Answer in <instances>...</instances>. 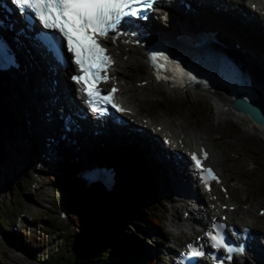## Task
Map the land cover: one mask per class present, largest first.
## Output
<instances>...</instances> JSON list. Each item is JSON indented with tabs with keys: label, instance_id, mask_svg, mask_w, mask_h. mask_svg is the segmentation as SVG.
Listing matches in <instances>:
<instances>
[{
	"label": "rangeland",
	"instance_id": "374dc122",
	"mask_svg": "<svg viewBox=\"0 0 264 264\" xmlns=\"http://www.w3.org/2000/svg\"><path fill=\"white\" fill-rule=\"evenodd\" d=\"M153 17L154 20L157 19V15H153ZM156 21L163 36L174 35L172 31L173 23H169L160 17ZM237 27L238 31L233 29V32H236L245 40V44L242 46L259 51L264 57L263 47L253 45L251 39L246 37V31L241 32V29L245 26L239 23ZM239 51L240 54L254 63L252 64L257 71L264 74L263 68L261 66L258 67L255 61L244 54V50V52L241 49ZM124 60H129V55H125ZM147 65L144 60V64L141 66L134 65V68L130 69L131 75L135 71L134 74L138 77L135 83L139 87L152 83V76ZM123 67L126 66L124 65ZM124 78L129 83V78ZM116 80H118L117 82L122 89L124 88L122 96L136 107V111L140 116L150 119L151 116L155 117L156 119L152 120L156 123L173 121L177 125V131L185 129L183 135L189 134L196 138L199 136L204 137V139L209 138L208 140L205 139V141L209 142L207 147L211 151V156H213L214 162L212 163L222 170L225 184L229 188L233 187V185L239 187L231 192V196H234V200L236 198V200L240 201L241 210L244 212L247 206H252L253 214L261 219L259 227L252 228L259 237L263 236L264 217H260L259 211H257V208L261 206V209H264V132L258 127L259 125H256L258 128L251 129L248 117H245L235 109L229 108L232 102L228 101V103L223 104L220 98L215 97V94L210 96L199 91L183 94L170 91L166 86L158 84H152L154 88L143 92L137 90L129 92L127 89L130 84L126 83L125 79L121 80V76L118 75ZM2 107L4 111H7V106L2 105ZM226 108L231 109V111ZM221 113L224 114L223 117H221ZM11 119L12 117H9L8 113L5 121L7 122L6 132L9 138L12 135ZM252 127H255V125L252 124ZM243 130L250 134H255L254 137L243 139L241 137ZM82 136L86 139L83 133ZM47 139V141H41L39 144L42 151L38 150V146L36 150L28 151L27 155L21 159L22 161L20 160V163L17 166L15 165L16 167L13 164L11 171H9L10 173L6 171V176H3V178L9 180L8 184L7 181L4 183L7 184L3 186L5 194L0 197V264H56L61 262L62 258L70 256L75 251L79 232L72 226L71 219L68 222L59 218V211L65 207L66 200L73 199V201H82L89 204V198L77 193L70 182L69 177L73 169L71 167L72 161H65V171H63L62 166L57 165L55 157V162L50 165H44L43 156L46 152L44 149L47 145L52 146L50 142L53 138L49 136ZM105 140L109 141L105 142L106 145H109V148L112 147V155L111 153L105 154L104 158L109 160L110 156H113L115 161H119L117 155L121 149L128 148L129 140H123L118 145H114L110 138H105ZM96 143L97 140H93L95 150L99 152L101 148L104 149L102 143L100 145ZM5 150L7 152V146ZM87 155L89 156V154ZM214 156H217V158H214ZM62 161L63 159H61L60 163ZM251 161L255 162L256 165L251 166ZM37 164L38 167L36 166ZM0 169L2 170V168ZM160 179L162 180L161 184L159 180L158 183L153 184V181H149L145 185L142 184V186L137 183V189L139 190L134 191V195L144 201L150 200L151 204H155L153 209L157 218L161 221V227L159 230H146L147 240L145 244L147 246H145V249L150 251V254L153 251L154 254L152 256L157 259L156 264H169L170 255L166 246L168 247L174 241L172 239L168 241V238L171 237L168 221L174 211L169 208L172 204V199L168 195L169 192L163 190L165 189V182H168L167 180L169 179L161 177ZM163 179H166V181ZM40 186H43L42 190L47 188V194L35 195V192L39 191ZM127 187L129 186L127 185ZM127 191L130 192V187ZM122 196L124 198L125 194ZM246 196L248 198L242 200ZM38 201L42 202L40 206ZM110 204L111 201H104L100 207L91 208V212L95 218L101 217L102 224L109 228H115L114 226L120 221V217L113 212H107V207ZM183 211L180 209L175 214L176 219H179L178 222L181 221L180 218L183 216ZM237 216H234V219ZM241 217L237 219L238 224H240ZM248 219L250 220V218ZM257 231L262 232V234ZM195 237L187 233L183 242L194 240ZM183 242L182 245H184ZM13 251L23 254L26 259L25 262L22 263L21 260H17L12 253ZM129 258L132 260L131 264H143L138 261L137 256L130 255ZM114 260H118L117 257H114Z\"/></svg>",
	"mask_w": 264,
	"mask_h": 264
},
{
	"label": "bare ground",
	"instance_id": "6f19581e",
	"mask_svg": "<svg viewBox=\"0 0 264 264\" xmlns=\"http://www.w3.org/2000/svg\"><path fill=\"white\" fill-rule=\"evenodd\" d=\"M186 1L191 5L193 12L190 13L186 12V10L178 3H176V5L174 6L173 4H168L162 1L160 5V9L156 11V13H154V15H157V19L160 17L161 19H164L167 22L174 24L172 29L174 35H169L165 38H173L175 35H182V34L185 35L189 34V36L194 37L197 32L203 29L217 32L216 39L218 41V44L214 43L212 47L225 54H228L236 63H238V65L241 66L242 70H244L247 74L250 75V78L252 79L253 82L254 91L259 96L264 97V74H261L259 71H257L254 68L253 66L254 63L252 61L250 62L246 57H244V55L239 53L240 51L237 48V45L240 44L241 45L240 49L246 52L245 53L243 51L244 54L248 55L249 58L255 61L258 67L261 66V68H263L264 71L263 55L259 51L252 50L251 48L246 46H242L243 44H245V40H243L241 36H239V34L233 32L234 30L233 29L231 30L229 24H226L223 21V19L220 18L218 20L219 17L217 18V16L215 17L213 15L214 12H216L215 11L216 8L222 6L237 7V9H240L242 12L251 14L250 7L252 4H255L258 7V13L259 15H261V11L264 10V0H249L247 4L241 3L240 2L241 0H203L205 4L199 2L198 0H186ZM237 9L234 8L233 13H231L234 16L233 17L234 21L236 19L238 20L240 19V15ZM0 16H2L1 20L4 22V24H10V22L7 19L3 18L6 17V15L1 11V9H0ZM153 18L154 17H152V21H151L152 23L148 30L150 32L149 40L156 39L158 38V35L161 34L160 33L161 31L158 27V22L156 21L157 19L154 20ZM2 27H5V25H2ZM194 27H196V29H194ZM1 29L2 31L6 32L5 28H1ZM222 36L227 40H225ZM23 39L24 37L23 38L19 37V43L18 45L16 44V48L19 54L18 55L19 61L21 62L22 65L21 71L17 72L15 70H12L11 74L14 77H12L11 80L8 79V77L6 78L0 77V168H2V170L0 169L1 170L0 197H2L5 194V190L3 186L7 185L9 180L3 178L4 175L6 176L5 174L6 171L7 173H10L9 171H11L12 165L14 164V166L15 165L17 166L20 163L19 161L22 158H24L25 155H27L28 151H33L34 149L36 150L37 146H38V150L42 151L41 148L39 147V144L41 143V141L46 140L47 137L49 136L53 137L51 136L52 132L55 133L56 136H54V143H51L52 147L49 150L47 149L45 155L43 156L44 165H50L53 162H55L54 160L55 157L57 159L56 160L57 165L62 166L63 171H65L64 164L65 161L67 160L69 162L72 161L71 164L74 165L79 164L78 168L82 169L84 166L87 167L86 164L89 163L86 155L91 154L93 152V147L91 143H89L90 141L93 140L92 137L93 127L91 124L83 127V130L75 129L74 124H80L82 126V122L78 121V119L74 117L71 120L72 132L69 131L64 132V130L59 127L60 125L59 122L55 120L59 117V109L61 108V105L65 103L63 100H61V97L65 96L66 94L67 95L69 94L68 91L70 86L72 85L68 81H65L64 77L60 75L59 78L56 79L57 85L54 87L52 85V78L46 76L47 73L44 71V69H42L41 62L39 60V55L36 54L32 48H28L26 39L25 40ZM23 44H25L26 46H23ZM109 53H111L112 57L116 60V65L114 66V72L112 76L120 75L121 80L125 79L124 81L126 83H128V81L124 77L129 78L128 84H130V86L128 87L127 91L132 92L134 90H137L143 92L146 91L147 89L149 90L150 88H154L152 84H157L154 78L152 77V83L150 82V84L148 83L147 85L139 87L135 83L138 78L134 74L135 71L132 75L130 73L131 71L130 69H133L134 65L141 66L142 64H144V60L149 67V61L145 56L144 49H142L141 47L131 46L129 44L127 45L117 44L109 49ZM125 55H129V60L127 61L124 60ZM124 65L126 67H123ZM41 73H43V76L41 75ZM38 75L41 76L40 79L37 77ZM120 88L122 90V93H124L123 90L124 88L122 89L121 86ZM214 94L215 97L220 98L223 104L228 103V101L232 103L234 102V100L231 97V93L229 92L217 90L214 92ZM51 102H54L52 106L49 104ZM73 102H75L73 103L74 108H76L77 110L81 108V106H79V104L76 101ZM124 103L128 105V109L130 110L132 109V114L128 117L133 119L134 124H131L129 121H126L127 119L125 116V121H126L124 124L125 126L121 127L120 129L114 127V132L112 131V135L111 137H109L112 143H114V145H118L119 143H122L123 140H127V139L129 140V137H131L132 135H147V134L150 135L149 131L142 128V126L144 125V122L142 120L143 118L146 119L145 122L146 125L153 126L154 128L161 126L162 131L156 133L154 136H151L152 137L151 150L153 152L152 157L154 156L160 157L164 153L168 154V157L166 159V165L168 166V171L164 172L161 176H159V178L161 177V178L169 179L167 180L168 182H165V189L163 190L168 191L169 194L171 193L175 194L174 192L178 191L179 194H181L184 198H188L190 195L197 193L199 195V198L205 201L206 197L202 195L200 189L197 186H195V189L193 188L195 184L193 182V179L186 173L187 170L185 165L182 164V161L173 160V153L161 147L162 142L160 141V139L163 136H165L168 137L169 139H173L178 144L179 141L182 139L186 147H189L190 149H195L198 148L199 146H204V145L208 146V143L205 141V139L208 140L209 138L204 139V137L202 136L196 138L195 136L193 137L189 134L183 135L182 137V134L185 133V129H181L180 131H177L176 129L177 125H175L173 121L156 123L150 118H146V117L140 118L139 113L133 108L129 107L132 105L129 103L128 99H126ZM2 105H4L5 107L7 106V111L3 110ZM229 108L226 109L228 110ZM229 110L231 111V109ZM8 113H9V117H12L11 138H9V135L6 132L7 122L5 121V118L8 117ZM223 113H221V117H223L224 114H226ZM61 119L62 121H64L66 119L65 115H63ZM244 119L243 121H245ZM248 123L249 125H251V129L257 127L256 126L257 124L252 122L251 119L250 121H248ZM252 124H254L255 127H252ZM258 127L264 132V127L261 126ZM115 131L125 133V135H118L117 133H115ZM61 133H63V135H61ZM82 133L85 135L86 139L84 138V136H82ZM168 133H172V136L169 137L167 135ZM241 133H242L241 137L243 139H250L255 135L253 133L250 134L244 130ZM199 138L203 140L204 142L203 144L199 143L200 140ZM101 140L104 149L101 148L100 157H105V154H110V153L112 155V147L109 148L110 146L106 145L105 143L109 141H106L105 138H101ZM87 141H88V145H87ZM6 146H7V152L5 150ZM5 156L7 157L6 161H5L6 159ZM61 159H63V161L60 163ZM178 163H181L179 167H178ZM163 180L166 181V179ZM6 181L7 184H4L6 183ZM98 185L99 184H93L92 186L94 187ZM42 187L43 186H40V189H38L39 191L35 192L36 193L35 195L40 196L43 195L44 193L47 194L46 193L47 188L45 190H42ZM237 187L238 186L234 185L232 189ZM214 195H218L217 192H215ZM95 198H97L96 193L93 194V199ZM247 198H248L247 196L244 197L245 200ZM41 201H38L39 206L42 203ZM189 201L190 199H188V201L185 200L179 201L175 198L171 205L174 214L172 215L171 223H170V227H173L172 230L170 231L171 234L170 238H172L174 242L167 247L168 251L171 253V256L175 254L174 252L176 249L175 246H184L182 245V238L186 235V231L189 232L191 236L194 234L197 236V238H200L199 229H194V228L189 229L188 227H184L179 224L180 222L184 221V218H182L180 222L177 223L175 222V214L179 209H183L184 212L189 213V216L191 215L190 221L194 220L195 217L194 213H196V210H194V208L192 207L191 203H189ZM231 202L232 203L230 205L233 206L237 205V210L235 212L227 213L229 219V225H235L234 216L238 214H242V217L239 221L240 224H242L241 226H247L251 228L252 231H254L253 228L255 229L256 227H259L261 219H259L257 216H254L252 206H250L251 210L245 211L246 212L245 213L244 211L241 210L240 201L236 200L235 198V200L233 199L231 200ZM223 204L226 203L224 202ZM260 208L258 209V211L260 210ZM209 214L210 216H212V219H214L215 218L214 216H216L213 214L211 210L209 211ZM216 218L220 220L219 215ZM248 218H250V220ZM199 225H201L202 227L205 226L204 223H200ZM257 232H259V234L260 233L262 234V232L260 231ZM254 233L256 238L261 239L263 241V244L261 245L260 243L258 245L259 250L257 256L254 257L253 263H251L248 260L246 261L247 264H263L264 235L259 237L255 231ZM12 253L17 258V260H21L22 263L25 262L26 259L23 254L21 255L15 253L14 251ZM236 264H243V262L237 260Z\"/></svg>",
	"mask_w": 264,
	"mask_h": 264
},
{
	"label": "snow or ice",
	"instance_id": "6c2138e0",
	"mask_svg": "<svg viewBox=\"0 0 264 264\" xmlns=\"http://www.w3.org/2000/svg\"><path fill=\"white\" fill-rule=\"evenodd\" d=\"M21 11L34 15L45 28L55 29L57 42L67 43L69 52L74 53L75 63L79 65L84 75L74 76L77 82H84V91L89 97L93 111H101L98 104H110L111 93L101 95L100 89L95 86L101 79L102 71L112 63L111 57L106 54V49L95 39L96 36L106 37L108 33L116 32L125 17H136L143 10L151 9L154 0H13ZM146 19V14L142 17ZM158 79H167L157 75ZM116 89H113L114 93ZM117 108L115 104L112 105ZM117 110H122L117 108ZM207 154H205L206 158ZM196 167H201V162L193 156ZM211 173V170H208ZM213 229L222 228L213 224ZM207 235L217 247H225L228 252L243 251L227 244L226 238L219 232ZM192 255H203L195 250L193 245Z\"/></svg>",
	"mask_w": 264,
	"mask_h": 264
},
{
	"label": "trees",
	"instance_id": "16d2710c",
	"mask_svg": "<svg viewBox=\"0 0 264 264\" xmlns=\"http://www.w3.org/2000/svg\"><path fill=\"white\" fill-rule=\"evenodd\" d=\"M121 150L118 158L130 192L127 191L129 187L118 191V194L111 198L107 212L117 215L125 211L128 224L125 227L109 228L101 223V217L92 216L88 203L71 199L69 215L79 236L75 251L56 264H131L130 255L137 256L138 261L143 264H153V257L145 249V232L149 229L159 230L160 221L153 209L155 204L134 195V191L139 190L137 183L140 186L147 183L151 166H147L136 149L128 147ZM114 257L118 260H114Z\"/></svg>",
	"mask_w": 264,
	"mask_h": 264
},
{
	"label": "water",
	"instance_id": "95a60500",
	"mask_svg": "<svg viewBox=\"0 0 264 264\" xmlns=\"http://www.w3.org/2000/svg\"><path fill=\"white\" fill-rule=\"evenodd\" d=\"M234 107L239 113L249 117L252 122L264 127V97H260L250 104L242 99H237L234 102Z\"/></svg>",
	"mask_w": 264,
	"mask_h": 264
}]
</instances>
